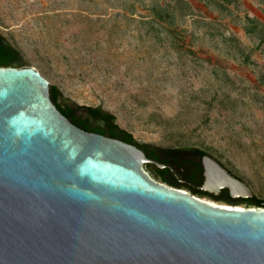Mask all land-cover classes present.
I'll return each mask as SVG.
<instances>
[{"label": "rangeland", "instance_id": "obj_1", "mask_svg": "<svg viewBox=\"0 0 264 264\" xmlns=\"http://www.w3.org/2000/svg\"><path fill=\"white\" fill-rule=\"evenodd\" d=\"M0 33L64 99L264 199V0H0Z\"/></svg>", "mask_w": 264, "mask_h": 264}, {"label": "water", "instance_id": "obj_2", "mask_svg": "<svg viewBox=\"0 0 264 264\" xmlns=\"http://www.w3.org/2000/svg\"><path fill=\"white\" fill-rule=\"evenodd\" d=\"M49 86L0 67V264H264V207L158 182L142 150L72 124ZM201 164L205 192L254 197L211 155Z\"/></svg>", "mask_w": 264, "mask_h": 264}, {"label": "trees", "instance_id": "obj_3", "mask_svg": "<svg viewBox=\"0 0 264 264\" xmlns=\"http://www.w3.org/2000/svg\"><path fill=\"white\" fill-rule=\"evenodd\" d=\"M0 67H27L26 61L23 59L22 54L20 50L13 46L9 41L6 39L5 36H3L0 33ZM49 95L50 99L53 102V104L56 106V108L59 110V112L64 115L66 118L75 117L74 112L66 105H64L61 101L62 94L59 90V88L56 85L50 84L49 86ZM88 109L90 115L97 120H102L105 122L106 127V133L103 131L102 127L92 128V126L89 123H84L80 128L84 131L88 132H94L99 133L102 135H105L110 138L119 139L125 143L132 144L137 146L140 149H145L148 146H152L149 144H141L137 142L131 133L126 131L125 129L119 127L115 123V116L110 113L109 111H106L102 109L101 107H82ZM153 150L157 153L162 152H168V153H181V154H191L194 156L199 157V159L209 154L205 150H201L198 148H175V149H165L160 147L152 146ZM210 155V154H209ZM231 172V171H230ZM156 180L159 182H164L166 180V177L163 175L158 174L156 177ZM169 186L181 188L182 185H179V183L176 180H170V183H168ZM187 188H190L189 191L191 194L196 195L198 197H208L212 201L220 202V203H226V204H232V205H244L246 207L251 206H259L264 207V199L258 198L254 196L252 199H240V200H232L228 191H224L223 195L220 197H216L212 194H206L202 192L201 190L195 189L191 186H187Z\"/></svg>", "mask_w": 264, "mask_h": 264}, {"label": "flooded vegetation", "instance_id": "obj_4", "mask_svg": "<svg viewBox=\"0 0 264 264\" xmlns=\"http://www.w3.org/2000/svg\"><path fill=\"white\" fill-rule=\"evenodd\" d=\"M61 101L64 105L68 106L74 112L75 117L67 118L72 124L80 128L84 123H89L94 129L97 127H102L103 131L106 133L107 129L105 127V122L102 120L94 119L90 115L88 109L78 106L74 107V105L68 103L69 101L67 99H64L63 97H61ZM90 133H94V132H90ZM94 134H99V133H94ZM152 148H153L152 146H148L143 150L140 148L139 149L142 150L147 156V158L150 160V162H147L144 165V167L145 170L153 178L156 177L158 174H160L166 177V180L162 183L168 185V183H170V180H176L179 183V185L183 186L180 189H184L190 192L189 191L190 188H187V186L189 185L195 189L201 190L206 194H210L203 190L204 169L201 164L202 157L199 159V157L191 154L168 153V152L157 153ZM154 179L156 180V178ZM224 191H228V190L226 189L221 190L220 195L218 197L222 196ZM231 199L235 201V200H240L242 198H234V199L231 198Z\"/></svg>", "mask_w": 264, "mask_h": 264}, {"label": "bare ground", "instance_id": "obj_5", "mask_svg": "<svg viewBox=\"0 0 264 264\" xmlns=\"http://www.w3.org/2000/svg\"><path fill=\"white\" fill-rule=\"evenodd\" d=\"M208 165V167H210L209 166V163H206V166ZM208 175H209V178H208V180H207V184L208 183H211V171L208 169ZM226 184H228V185H230V187L232 188V191L234 192V193H241L242 192V188L241 187H239V186H237V185H235V184H230L229 182H226ZM241 206V205H240Z\"/></svg>", "mask_w": 264, "mask_h": 264}]
</instances>
